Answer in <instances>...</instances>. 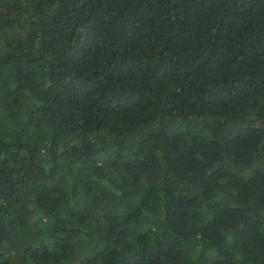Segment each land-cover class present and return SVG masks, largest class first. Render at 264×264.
<instances>
[{
    "label": "trees",
    "instance_id": "16d2710c",
    "mask_svg": "<svg viewBox=\"0 0 264 264\" xmlns=\"http://www.w3.org/2000/svg\"><path fill=\"white\" fill-rule=\"evenodd\" d=\"M0 264H264V0H0Z\"/></svg>",
    "mask_w": 264,
    "mask_h": 264
}]
</instances>
